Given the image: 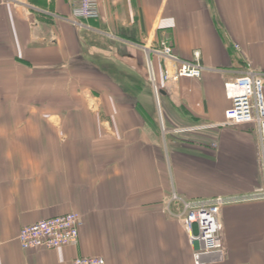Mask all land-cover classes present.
Returning a JSON list of instances; mask_svg holds the SVG:
<instances>
[{"label":"crops","instance_id":"obj_1","mask_svg":"<svg viewBox=\"0 0 264 264\" xmlns=\"http://www.w3.org/2000/svg\"><path fill=\"white\" fill-rule=\"evenodd\" d=\"M97 1L78 29L76 0H0V264H195L174 191L239 199L222 207L224 254L207 264H264V198L241 197L264 187L256 126L185 143L199 155L164 133L181 114L223 123L225 83L264 73V0ZM162 42L185 60L199 51L204 69L165 82L154 57L158 100L145 60ZM68 212L84 219L77 243L21 247L22 227Z\"/></svg>","mask_w":264,"mask_h":264},{"label":"built area","instance_id":"obj_2","mask_svg":"<svg viewBox=\"0 0 264 264\" xmlns=\"http://www.w3.org/2000/svg\"><path fill=\"white\" fill-rule=\"evenodd\" d=\"M76 2L67 19L74 27L79 29L84 26L85 20L100 17L97 0H76ZM146 50L148 79L158 100L162 90L156 77L154 57H159L163 61L165 82L177 81L180 77L199 79L202 76L204 66L200 61L199 51L195 52L193 60H185L177 56L166 42H162L160 47ZM224 86L226 95L232 103L225 113V121L220 124H206L204 127L255 125L259 136L261 167L264 175V73L249 67L240 76L227 81ZM241 197L243 200L263 199L264 187L261 191ZM236 200H239L236 196L183 199L175 191L173 192L171 201L179 209L178 217L190 233L191 243H198V248L193 253L195 264L215 263L223 257L225 245L220 213L224 205ZM83 225L82 215L68 212L22 227L18 241L25 250L57 249L77 243ZM70 264H107V262L102 256H81L72 260Z\"/></svg>","mask_w":264,"mask_h":264},{"label":"rangeland","instance_id":"obj_3","mask_svg":"<svg viewBox=\"0 0 264 264\" xmlns=\"http://www.w3.org/2000/svg\"><path fill=\"white\" fill-rule=\"evenodd\" d=\"M176 116L178 117V119H180V121H184L185 123L183 124V126L172 127V125L166 122L164 133L167 131L172 132V134H166L165 136L167 146H172L173 150H175L176 152L183 150L181 146H187V148L190 149L186 150L187 153L199 155L196 147L186 145L185 143L191 142L194 144L197 143L204 145L211 144V137H206L203 135V133H206L213 128L204 127L206 124H203L199 119L187 117L183 114H181V117L179 115Z\"/></svg>","mask_w":264,"mask_h":264},{"label":"water","instance_id":"obj_4","mask_svg":"<svg viewBox=\"0 0 264 264\" xmlns=\"http://www.w3.org/2000/svg\"><path fill=\"white\" fill-rule=\"evenodd\" d=\"M161 93L163 94L164 92H163V91H161Z\"/></svg>","mask_w":264,"mask_h":264}]
</instances>
